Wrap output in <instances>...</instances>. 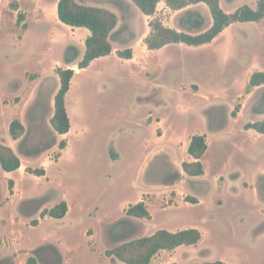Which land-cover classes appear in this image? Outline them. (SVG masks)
<instances>
[{"label": "rangeland", "instance_id": "obj_1", "mask_svg": "<svg viewBox=\"0 0 264 264\" xmlns=\"http://www.w3.org/2000/svg\"><path fill=\"white\" fill-rule=\"evenodd\" d=\"M54 2L0 0V143L22 162L12 172L0 164V260L24 264L38 249L40 264H126L107 251L157 229L198 228L197 246L162 250L151 264H264V134L245 129L264 119V85L247 91L252 73L264 70V20L234 23L207 45L142 52L151 17L133 2L127 8L118 0H81L108 4L119 17L111 35L116 50L83 70L77 63L89 30L62 23ZM244 4L253 8L257 0H222L227 12ZM157 15L192 33L212 23L205 4L166 12L159 4ZM131 41L136 59L120 58L117 49ZM58 67L76 71L66 96L73 126L66 135L50 121ZM14 119L25 126L17 140L9 133ZM200 133L209 145L206 173L190 176L182 163L192 160L188 146ZM63 139L67 147L60 149ZM140 199L152 219L127 216ZM62 200L66 217H41Z\"/></svg>", "mask_w": 264, "mask_h": 264}, {"label": "trees", "instance_id": "obj_2", "mask_svg": "<svg viewBox=\"0 0 264 264\" xmlns=\"http://www.w3.org/2000/svg\"><path fill=\"white\" fill-rule=\"evenodd\" d=\"M146 16L151 17L149 21L150 31L144 38L148 49L159 50L172 43H183L188 46H202L211 43L226 28L237 22H260L264 19V0H257V7L252 8L248 4L238 7L234 12H227L221 5V0H132ZM164 1L166 5L174 10H181L190 5L204 3L209 8L212 16V24L204 31L191 33L184 30L165 25L162 18L157 15L158 5ZM18 9V8H17ZM57 14L59 20L72 27H84L90 31L85 40V52L82 59L77 63L78 68L85 69L97 58L108 56L113 51V44L110 35L119 22L118 15L109 8L95 5H88L77 0H59L57 4ZM24 16L20 13L18 21ZM197 27H201V21H195ZM117 54L123 59L133 58L131 47L124 50H117ZM60 78V88L55 95V111L51 117V124L54 130L61 135L70 132L72 127L71 119L66 107V96L71 89V82L75 74L74 68L56 69ZM264 85V70H257L252 73L247 91L254 87ZM241 104L237 105L233 111V116H237ZM246 130H255L264 134V119L248 122L245 124ZM25 132V126L19 119H14L9 126L10 136L17 140ZM208 141L205 134H195L191 137L188 154L192 160L182 163L184 172L190 176L205 174V166L202 162L203 156L208 150ZM67 147V141L61 140L59 148ZM115 159V158H114ZM0 164L7 172L20 169L21 159L12 147L0 143ZM28 171L37 176H44V168L32 169ZM9 190L13 194L14 179H9ZM187 202L199 203L198 198L187 196ZM68 203L62 200L52 208L44 209L41 217L64 218L68 212ZM127 216L152 219V214L148 209L145 200L132 203L126 209ZM39 220H34L33 225H38ZM202 231L198 228H185L176 231L168 229H157L154 233L127 241L114 249L108 250V256H114L126 264H151L153 258L162 250L173 251L180 246H197L202 240ZM38 249L28 256L25 264H40L37 257ZM0 264H15L12 257H5L0 260ZM177 264V263H170ZM187 264H229L223 260L190 262Z\"/></svg>", "mask_w": 264, "mask_h": 264}, {"label": "crops", "instance_id": "obj_3", "mask_svg": "<svg viewBox=\"0 0 264 264\" xmlns=\"http://www.w3.org/2000/svg\"><path fill=\"white\" fill-rule=\"evenodd\" d=\"M58 1L59 0H55V2H54V6H53V9L54 10H56V8H57V4H58ZM78 2H81V0H77ZM118 2L119 3H122L125 7H129V8H131L133 5H132V0L130 1V0H118ZM81 3H84V4H86L85 2H81ZM134 3V2H133ZM135 4V3H134ZM159 4H162V9L164 10V12H166V11H170L171 9L166 5V3L164 2V1H162V2H160ZM201 4H204V3H199V4H194V5H190V6H188V7H186L185 9H189V8H194V7H196V6H200ZM102 5H106L107 6V8L108 7H111V8H113L112 6H110V5H108V4H102ZM136 5V4H135ZM206 5V4H205ZM221 5H222V0H221ZM137 6V5H136ZM223 7V6H222ZM257 7V6H256ZM255 6H253V8H256ZM139 8V7H138ZM113 9H115V8H113ZM140 9V8H139ZM112 10V9H111ZM183 10V9H182ZM113 11V10H112ZM142 12V11H141ZM146 16V15H145ZM146 17H148V16H146ZM263 20L264 19H262L260 22H263ZM177 21V20H176ZM176 21H174L172 24L170 23V25H167V26H169V27H172V28H176V29H178V30H184V29H182V28H180L179 26H178V24H177V22ZM212 22H213V20H212ZM212 24V23H211ZM211 24H210V26H211ZM230 27V26H229ZM228 27V28H229ZM78 28V27H77ZM209 28V27H208ZM228 28H226L222 33H224V32H226V30L228 29ZM119 29V22H118V25H117V27L114 29V31L111 33V35L115 32V31H117ZM207 29V28H206ZM205 29V30H206ZM149 31H150V27L148 26V28L146 29V32L144 33V35H142V37H141V43H142V46L140 47V49L142 50V52H144V50H149L148 49V47H147V45L145 44V42H144V38L147 36V34L149 33ZM186 31V30H185ZM204 31V30H203ZM126 33H125V35L124 36H126V35H130L129 33H128V31L126 30L125 31ZM187 32H190V31H187ZM192 33V32H191ZM221 33V34H222ZM84 35H86V36H89V34H90V31H85L84 33H83ZM220 34V35H221ZM111 35H110V40H111ZM219 35V36H220ZM219 36H217L215 39H217ZM214 39V40H215ZM213 40V41H214ZM212 41V42H213ZM129 45H130V47L133 49V58L131 59V60H135L136 59V45H135V42H133V41H131L130 43H129ZM205 45H207V44H205ZM167 46V45H166ZM123 46L122 47H120V48H118L117 50H123ZM116 50V48L114 47V45H113V51L112 52H114ZM150 51V50H149ZM94 62V61H93ZM92 62V63H93ZM91 63V64H92ZM90 64V65H91ZM90 67V66H89ZM88 68V67H87ZM87 68H85V69H87ZM85 69H83V70H85ZM72 123V122H71ZM73 129V126L71 127V129H70V131ZM250 130H252V129H250ZM69 133V132H68ZM67 133V134H68ZM200 134H202V133H200ZM64 135H66V134H64ZM208 148H209V146H208ZM208 151V150H207ZM204 157V156H203ZM21 159V158H20ZM202 162H203V158H202ZM204 163V162H203ZM21 164H22V162H21ZM204 166H205V164H204ZM205 173H206V168H205ZM188 175V174H187ZM194 197V196H193ZM197 198V197H196ZM141 200H145V199H140V201ZM198 200H199V198H198ZM139 202V201H138ZM145 202H146V200H145ZM199 202H200V200H199ZM146 204H147V206H148V203L146 202ZM148 209H149V206H148ZM151 212V211H150ZM67 216V215H66ZM65 216V217H66ZM129 217H131V216H129ZM133 217V216H132ZM154 233V232H153ZM203 234V233H202ZM203 239V238H202ZM202 241V240H201ZM200 241V242H201ZM199 242V243H200ZM116 258V257H115ZM117 259V258H116ZM118 260V259H117ZM119 262H120V260H118ZM26 262V261H25ZM25 262H24V264H25ZM122 262V261H121ZM120 262V263H121Z\"/></svg>", "mask_w": 264, "mask_h": 264}]
</instances>
